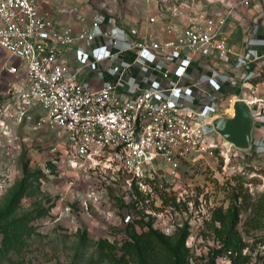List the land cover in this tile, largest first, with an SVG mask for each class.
I'll list each match as a JSON object with an SVG mask.
<instances>
[{
  "label": "rangeland",
  "instance_id": "rangeland-1",
  "mask_svg": "<svg viewBox=\"0 0 264 264\" xmlns=\"http://www.w3.org/2000/svg\"><path fill=\"white\" fill-rule=\"evenodd\" d=\"M227 1L70 4L106 12L126 25L136 23L144 32L218 18ZM254 1L262 10L255 12L251 4L237 7L223 26V38L237 52L249 34L238 19L263 22L264 0ZM234 57L229 53V60ZM3 60L0 50V68ZM8 80L26 84L23 75ZM250 93L260 98L257 106L264 113L261 69ZM45 112L37 102L21 99L15 88L0 91V264H172L171 247L179 264H264L262 127H253L247 149L221 137L215 146L180 160L174 172L159 162L163 168L155 172L153 197L145 201L128 199L120 185L100 181L94 171L69 167L59 148L66 136L45 123ZM228 228L229 241L240 239L239 249L231 248L230 262L222 258ZM183 233L184 245L179 243Z\"/></svg>",
  "mask_w": 264,
  "mask_h": 264
},
{
  "label": "built area",
  "instance_id": "built-area-1",
  "mask_svg": "<svg viewBox=\"0 0 264 264\" xmlns=\"http://www.w3.org/2000/svg\"><path fill=\"white\" fill-rule=\"evenodd\" d=\"M70 2L0 0V91L15 88L46 109L45 123L66 136L59 148L69 167L136 188L148 201L159 162L174 172L190 153L218 144L212 121L233 115L236 98L264 129L260 98L250 93L253 77L264 72V19H238L249 33L239 52L222 35L234 9L251 4L259 12V1L228 0L218 18L144 32ZM20 75L24 87L5 81ZM232 253L226 248L222 258L230 262Z\"/></svg>",
  "mask_w": 264,
  "mask_h": 264
},
{
  "label": "water",
  "instance_id": "water-1",
  "mask_svg": "<svg viewBox=\"0 0 264 264\" xmlns=\"http://www.w3.org/2000/svg\"><path fill=\"white\" fill-rule=\"evenodd\" d=\"M213 127L220 135L240 149L250 147L253 136L254 119L249 103L244 98L233 102V115H217Z\"/></svg>",
  "mask_w": 264,
  "mask_h": 264
},
{
  "label": "trees",
  "instance_id": "trees-1",
  "mask_svg": "<svg viewBox=\"0 0 264 264\" xmlns=\"http://www.w3.org/2000/svg\"><path fill=\"white\" fill-rule=\"evenodd\" d=\"M102 181L104 182V180H102ZM122 190L126 193V196L128 197V199L145 200V197L143 196V194L139 190H137L136 188H132V189L122 188ZM139 209H141V208H139ZM232 219H234V222L232 223V225H233L238 220V210L237 209L234 210ZM230 232L231 231L228 228L226 236H225L226 243H225V247L224 248L230 247L233 250L237 251L236 249H239V246L237 245V242H240V239L238 237H231V239L229 241L228 234ZM185 238H186V236L183 233L181 238H180V240H179V243L184 245L185 244ZM170 253L172 254V264H179V255L176 252V249L174 247L170 248Z\"/></svg>",
  "mask_w": 264,
  "mask_h": 264
},
{
  "label": "bare ground",
  "instance_id": "bare-ground-1",
  "mask_svg": "<svg viewBox=\"0 0 264 264\" xmlns=\"http://www.w3.org/2000/svg\"><path fill=\"white\" fill-rule=\"evenodd\" d=\"M229 111L231 112V110L229 109ZM227 141V140H226ZM229 142V141H228Z\"/></svg>",
  "mask_w": 264,
  "mask_h": 264
}]
</instances>
